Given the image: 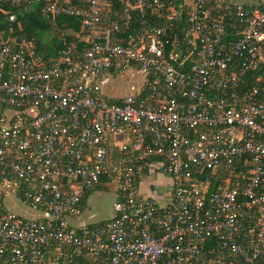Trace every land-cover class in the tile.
Returning a JSON list of instances; mask_svg holds the SVG:
<instances>
[{
    "label": "built area",
    "instance_id": "built-area-1",
    "mask_svg": "<svg viewBox=\"0 0 264 264\" xmlns=\"http://www.w3.org/2000/svg\"><path fill=\"white\" fill-rule=\"evenodd\" d=\"M177 1L0 0L75 18L90 44L46 64L0 34V264H264V0ZM184 11L186 42L169 34ZM129 72L140 90L109 101ZM153 172L165 203L143 194ZM104 182L114 218L72 225Z\"/></svg>",
    "mask_w": 264,
    "mask_h": 264
},
{
    "label": "trees",
    "instance_id": "trees-1",
    "mask_svg": "<svg viewBox=\"0 0 264 264\" xmlns=\"http://www.w3.org/2000/svg\"><path fill=\"white\" fill-rule=\"evenodd\" d=\"M183 3L178 0L176 4ZM10 14L0 13V34L7 39L9 37L16 38L18 41L22 39H34L36 42V52L39 59L44 63L57 61L61 57L63 51H70L71 55H76L90 47V44L82 41L80 22L69 16H57L54 18L44 17L40 11H33L23 14L17 9H8ZM184 14L176 19L174 23V31H170L173 39H179L186 42L185 30L189 24ZM12 14L17 15V21L12 22ZM184 16V17H183ZM138 18L135 17V22ZM161 23V22H160ZM14 27V32H9L10 27ZM136 28V27H135ZM229 33H234L233 26L228 28ZM121 37V34H113ZM254 73L256 75H254ZM248 73L243 79L239 92L242 93L251 88L256 83V72ZM99 190V187L96 189ZM95 190V191H96ZM94 191L88 192L82 199V206H86L87 200Z\"/></svg>",
    "mask_w": 264,
    "mask_h": 264
},
{
    "label": "crops",
    "instance_id": "crops-1",
    "mask_svg": "<svg viewBox=\"0 0 264 264\" xmlns=\"http://www.w3.org/2000/svg\"><path fill=\"white\" fill-rule=\"evenodd\" d=\"M125 79L127 80V82L131 81V79H133V81L135 82V84H132L130 86V90L132 92H138L141 88V76L140 75H135V74H131L130 72L129 73H125V74H118V75H111L109 80L108 81H105L104 82V85H103V89H104V93L106 94V90L109 89L110 91H113V90H116V85H112L109 87L110 85V82L112 80H115L117 81V83L119 82V80H121L120 78L125 76ZM120 87V83H118V88ZM119 97H121L120 95H117V96H109L106 94V98L109 100V101H115L116 99H119ZM115 148V151H117L116 149V144L114 146ZM159 173L157 172H153L151 173L148 178L154 176V175H157ZM147 179V178H144V180ZM142 181V191H143V194L144 195H151L153 196L154 198H156L157 201L161 202V203H165L167 200H169L170 198V195H171V183H170V180H169V185H168V188L165 189L163 188L162 190H159L158 192L156 191V187L150 183V186L149 188L146 187V188H143L145 187L144 184H148L147 181ZM98 188V187H97ZM96 188V189H97ZM109 188H113L112 185H109L108 183H103L99 186V189H109ZM95 189V190H96ZM93 190L95 192L99 191V190ZM92 193V194H93ZM92 194L90 195V197L92 196ZM117 196V194H116ZM90 197L88 198L87 200V203H86V206H82V209L80 210L79 214L72 217L71 219V223L72 225L74 226H80V225H84V224H87V225H95V224H103V223H107V222H110L114 217H111V218H107V219H104V220H101L99 222H87L86 220L83 219V215L85 214V212L87 211L88 209V205H89V199ZM118 198V197H117ZM13 203L12 206H10V204ZM17 202L15 201H8L7 203V207L9 209H11L12 211L16 212L17 214L23 216V217H27V218H33L35 216H37L38 214L36 212H34L31 208H29L27 205H25L24 203H22L26 208H23V207H19L16 205ZM115 216V215H114ZM45 264H55L54 262H51V261H46Z\"/></svg>",
    "mask_w": 264,
    "mask_h": 264
},
{
    "label": "rangeland",
    "instance_id": "rangeland-1",
    "mask_svg": "<svg viewBox=\"0 0 264 264\" xmlns=\"http://www.w3.org/2000/svg\"><path fill=\"white\" fill-rule=\"evenodd\" d=\"M188 2H191L190 0ZM126 75L121 77L118 83H120V87L118 88V83L115 80L110 82V86L116 85V90L110 91L109 89L106 90V94L109 96H126L128 93L132 92L130 90V86L135 84L133 79L127 82L125 79ZM144 181H147L148 184H144L146 188L150 186L152 183L156 187V191L162 190L163 188L167 189L169 185V179L166 176L161 174L154 175L150 178L146 177ZM117 201L116 191L114 188L107 189H99V191L92 194L89 199L88 209L83 215V219L87 222H99L101 220L114 217V205ZM13 203L10 204L12 206ZM17 206L26 208L20 201L16 203Z\"/></svg>",
    "mask_w": 264,
    "mask_h": 264
}]
</instances>
